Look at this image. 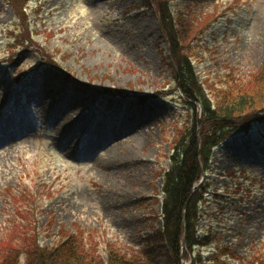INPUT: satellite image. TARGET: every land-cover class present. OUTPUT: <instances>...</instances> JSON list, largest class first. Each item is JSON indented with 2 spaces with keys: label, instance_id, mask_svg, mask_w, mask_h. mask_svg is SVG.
<instances>
[{
  "label": "rangeland",
  "instance_id": "rangeland-1",
  "mask_svg": "<svg viewBox=\"0 0 264 264\" xmlns=\"http://www.w3.org/2000/svg\"><path fill=\"white\" fill-rule=\"evenodd\" d=\"M166 1L172 17L191 21L178 20L191 33L182 51L215 105L245 96L264 106V0H199L193 18L189 0ZM25 9L35 48L22 54L27 75L14 85L4 55L18 19L0 0V242L51 249L73 234L102 260L109 244L145 260L168 156L191 115L156 5L29 0ZM208 165L192 188L218 190L198 204L199 234L219 239L204 257L220 245L242 264H264V118L215 147ZM13 254L27 264L23 250Z\"/></svg>",
  "mask_w": 264,
  "mask_h": 264
},
{
  "label": "trees",
  "instance_id": "trees-1",
  "mask_svg": "<svg viewBox=\"0 0 264 264\" xmlns=\"http://www.w3.org/2000/svg\"><path fill=\"white\" fill-rule=\"evenodd\" d=\"M27 1L29 0H9L16 11L18 30L13 32L11 44L7 43V47L19 51V54L10 53L13 54L10 64L19 69L22 68L20 65L23 61L22 54L27 52L30 46L35 48V45L31 44L33 34L27 22L28 15L25 9ZM153 2L158 11L160 29L162 33L164 32L163 40L167 45L168 55L172 58L171 62L175 67L174 79L182 96L180 100L191 115L187 117L183 127L176 131L172 154L168 156L170 167L162 175V198L159 200L157 215L161 226L152 228L153 232L145 237L142 254L146 259L134 258V256L127 258L128 254L123 255L116 244H109L107 257L102 260L97 253H92V250L86 247L82 238L68 234L51 249L39 247L35 242L30 244L29 240L24 246L15 248L10 243L5 245L2 239L0 264H21L18 255L13 254L17 251L19 253L20 250H23L27 264H157L158 257L163 258L167 264H179L181 255L189 264L243 263V260L235 256L228 246L223 248L220 245L214 246L216 248L214 252L209 257H204L202 249L213 246L219 239L211 234H199L198 223L202 213L198 204L206 203L210 195L211 198H217L218 190L211 189V185L207 183L197 189L192 188L202 172L209 171L208 163L212 150L231 135L246 133L253 121L261 122L264 118V106L255 110L252 107L254 103L247 101L245 96H242L245 100L229 101L222 106H216L198 82L189 56L187 57L182 51L183 42L191 34L185 30L186 26L180 30L178 20L183 18L177 19L179 14L176 18L171 16L166 0H153ZM189 4L187 12L193 18L198 12L199 0H189ZM189 20L183 19L182 22L190 23ZM41 57H46L47 64L53 65L49 54L43 53ZM183 247L185 252H182ZM196 248L199 250H194Z\"/></svg>",
  "mask_w": 264,
  "mask_h": 264
},
{
  "label": "bare ground",
  "instance_id": "bare-ground-1",
  "mask_svg": "<svg viewBox=\"0 0 264 264\" xmlns=\"http://www.w3.org/2000/svg\"><path fill=\"white\" fill-rule=\"evenodd\" d=\"M20 129H22V128L20 127Z\"/></svg>",
  "mask_w": 264,
  "mask_h": 264
}]
</instances>
